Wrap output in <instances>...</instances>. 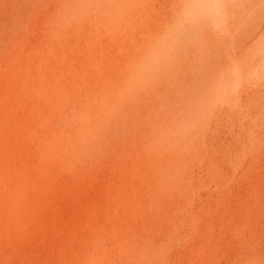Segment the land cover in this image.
<instances>
[{
	"label": "rangeland",
	"instance_id": "1",
	"mask_svg": "<svg viewBox=\"0 0 264 264\" xmlns=\"http://www.w3.org/2000/svg\"><path fill=\"white\" fill-rule=\"evenodd\" d=\"M0 264H264V0H0Z\"/></svg>",
	"mask_w": 264,
	"mask_h": 264
}]
</instances>
